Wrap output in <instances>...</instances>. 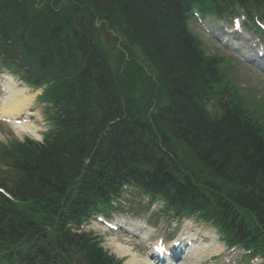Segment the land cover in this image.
I'll return each mask as SVG.
<instances>
[{
  "label": "trees",
  "instance_id": "1",
  "mask_svg": "<svg viewBox=\"0 0 264 264\" xmlns=\"http://www.w3.org/2000/svg\"><path fill=\"white\" fill-rule=\"evenodd\" d=\"M211 1L0 0V53L29 66L36 84L49 82L59 111L44 143L5 146L19 180L13 189L32 202L21 207L0 194V250L34 235L49 243L26 216L31 209L50 226L57 250L79 247L93 264H112L62 221L82 216L81 193L105 199L149 166L155 173L146 182L172 201L204 203L222 227L240 225L239 236L264 242V135L238 105L209 113L208 103L219 96L223 105L232 89L219 68L225 59L207 56L184 25L185 12ZM236 1L243 2L228 3ZM96 20L125 36L115 60ZM136 45L154 77L133 58ZM237 206L251 210L253 227L230 217Z\"/></svg>",
  "mask_w": 264,
  "mask_h": 264
},
{
  "label": "bare ground",
  "instance_id": "2",
  "mask_svg": "<svg viewBox=\"0 0 264 264\" xmlns=\"http://www.w3.org/2000/svg\"><path fill=\"white\" fill-rule=\"evenodd\" d=\"M7 84V89L9 90L10 88L11 90L9 91V94H7L8 97L3 110L1 108L3 99L0 98V114L5 116H15L22 113L23 111H27L32 103L33 96L27 93L26 87L19 86L20 84L15 82L12 77L7 78ZM17 128L22 131L35 133L34 126H30L28 124H23V126ZM137 230L142 234L140 236L148 242L149 238H151V232L144 229L142 230L140 227H137ZM183 230H187V225L183 227ZM183 235L193 237L189 238L192 241L191 247L185 249L183 248V252H185L183 253L184 255L190 251L188 254H186L184 258L185 260H183L186 263L192 264L193 260H201L208 256L210 257L220 251L221 247L217 245L218 243L215 242L214 238L210 239V241H205L202 234L197 235L196 233L190 234L189 232H185ZM113 239L116 243L117 237H114ZM132 245L121 242L116 243V250L118 254L121 256L130 255L125 264H158L157 261L160 262V260L157 259L154 254L155 250L153 246L149 247L148 254L144 255L143 253L139 254L138 252L133 251L134 248ZM167 264H169V262Z\"/></svg>",
  "mask_w": 264,
  "mask_h": 264
},
{
  "label": "rangeland",
  "instance_id": "3",
  "mask_svg": "<svg viewBox=\"0 0 264 264\" xmlns=\"http://www.w3.org/2000/svg\"><path fill=\"white\" fill-rule=\"evenodd\" d=\"M205 20L207 21V23L210 26L217 27V22H218L217 18L209 17ZM194 23H195L194 27L200 30V33H199V31H197V32L201 35V37L203 39V42H204L203 47L205 48L206 52H208L210 54L225 53L224 50H222L220 48V43L216 44L215 41L210 37L212 35L206 36L204 34V32L201 30V26L196 21ZM104 35H105L104 39H105L106 43H107L108 39H110V41L112 39L114 42V39L112 38L111 31H105ZM110 36H111V38H109ZM110 52L112 54H116L117 53V47H113L112 49H110ZM137 53H138V56L141 57L139 51ZM230 72H231V76H232V80L234 82V85H238L240 87L241 91L243 93H245L250 100H252V105L255 106L256 108H258V111L261 112V114H262L264 112V111H262L264 109V106H263L264 105V77L259 76L258 74L254 73L253 70H251V69H244V68H240V67H235V68L231 69ZM0 95H1V93H0ZM34 107H36V104H34ZM29 135L30 134L23 132L22 130L18 129L14 125H9V124H5V123L0 122V143H3V142L7 143V142L14 140V139L22 140ZM131 195L132 196L135 195V192L131 193ZM127 204H128V202H127ZM201 227L211 228L209 225H203ZM92 228H95V230L96 229L99 230V228L91 227V226L88 227V230H91ZM172 232L174 234H176L177 230H174ZM115 236H117V239H119L123 242H127L126 237L121 235V234H119V235L104 234L103 236H101V239H102L103 245L105 246L106 249H108L110 252L118 255V252L116 250V248H117L116 243L113 239V237H115ZM170 237H172V235H170ZM137 251H140V250H137Z\"/></svg>",
  "mask_w": 264,
  "mask_h": 264
}]
</instances>
